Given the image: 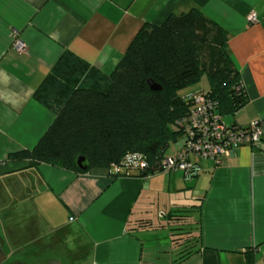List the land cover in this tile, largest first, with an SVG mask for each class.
I'll return each instance as SVG.
<instances>
[{
    "label": "crops",
    "instance_id": "obj_1",
    "mask_svg": "<svg viewBox=\"0 0 264 264\" xmlns=\"http://www.w3.org/2000/svg\"><path fill=\"white\" fill-rule=\"evenodd\" d=\"M192 8L228 34L248 98L233 125L261 122L264 131V0H0L1 264H63L48 255L55 244L40 240L56 233L89 264H248L247 256L264 264V132L220 164L198 161L192 176L75 174L9 158L32 150L54 122L34 93L64 51L109 75L144 24ZM17 39L26 52L16 50ZM171 228L200 235L184 261L176 262Z\"/></svg>",
    "mask_w": 264,
    "mask_h": 264
},
{
    "label": "trees",
    "instance_id": "obj_2",
    "mask_svg": "<svg viewBox=\"0 0 264 264\" xmlns=\"http://www.w3.org/2000/svg\"><path fill=\"white\" fill-rule=\"evenodd\" d=\"M228 41L224 28L192 8L161 25L144 24L109 75L64 51L34 93L54 122L32 150L9 158L75 174L104 169L113 177L146 178L163 172L165 155L182 137L177 122L189 114L190 95L197 92L182 95V90L206 75L205 93L222 117L235 116L248 103ZM134 155L145 168L127 163ZM80 158L86 169L78 165ZM186 218L169 215L171 222ZM170 231L176 262L197 252L200 235ZM247 260L255 264L252 257Z\"/></svg>",
    "mask_w": 264,
    "mask_h": 264
},
{
    "label": "built area",
    "instance_id": "obj_3",
    "mask_svg": "<svg viewBox=\"0 0 264 264\" xmlns=\"http://www.w3.org/2000/svg\"><path fill=\"white\" fill-rule=\"evenodd\" d=\"M250 22L256 21V15L251 14ZM15 48L19 53L26 52V45L17 39ZM193 107L189 114L177 122L182 132L181 147L175 154L165 155L162 165L163 172L181 171L186 176L197 170L198 161L214 160L220 164L223 159L243 146H256L263 139L261 122H251L247 125H227L224 117L218 113L214 103L203 91L190 95ZM127 163L131 166L145 168V163L136 155L128 156ZM118 172L119 169L115 168Z\"/></svg>",
    "mask_w": 264,
    "mask_h": 264
},
{
    "label": "rangeland",
    "instance_id": "obj_4",
    "mask_svg": "<svg viewBox=\"0 0 264 264\" xmlns=\"http://www.w3.org/2000/svg\"><path fill=\"white\" fill-rule=\"evenodd\" d=\"M209 83H208V78L206 75H204L201 79V81L190 87V88H186L184 90H182V95H186L187 93L193 92V91H204V92H208L209 91ZM224 122L227 125H233L235 122V117L234 116H229V117H224ZM182 142H177L171 145V147L169 148L167 154L168 155H172L175 154L178 149L181 147ZM14 183H12L10 185V189L13 190H17V183L16 181H13ZM0 208H2V206L0 205ZM1 210V209H0ZM185 214V213H184ZM3 214L0 213V240H4L5 239V234H4V229L6 227H4V221L2 218ZM20 222H22V220L20 219ZM45 227H41L40 230L43 231L41 234L43 233H47L45 231ZM41 243L45 242V243H50V244H55V249L54 252H49L48 255H52L54 254L56 259L60 260L63 264H89V258H76L74 255V252H72V246L70 242H67L66 240H64V238L61 236L60 233H56L53 235H44L43 237H40ZM74 249V247H73ZM71 256V259L68 256ZM43 261V260H42ZM42 264V263H39Z\"/></svg>",
    "mask_w": 264,
    "mask_h": 264
},
{
    "label": "water",
    "instance_id": "obj_5",
    "mask_svg": "<svg viewBox=\"0 0 264 264\" xmlns=\"http://www.w3.org/2000/svg\"><path fill=\"white\" fill-rule=\"evenodd\" d=\"M83 161L84 159L83 158H80L79 161H78V165L83 168V169H86V167H83ZM5 254L4 252H2V250L0 249V264L5 260Z\"/></svg>",
    "mask_w": 264,
    "mask_h": 264
}]
</instances>
